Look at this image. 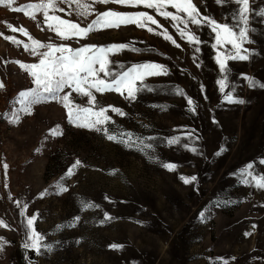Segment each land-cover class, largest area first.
<instances>
[{
    "label": "rangeland",
    "instance_id": "1",
    "mask_svg": "<svg viewBox=\"0 0 264 264\" xmlns=\"http://www.w3.org/2000/svg\"><path fill=\"white\" fill-rule=\"evenodd\" d=\"M0 264H264V0H0Z\"/></svg>",
    "mask_w": 264,
    "mask_h": 264
}]
</instances>
